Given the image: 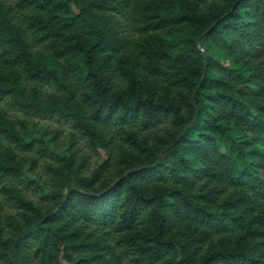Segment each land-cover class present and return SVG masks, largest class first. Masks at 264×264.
Returning a JSON list of instances; mask_svg holds the SVG:
<instances>
[{"label":"trees","instance_id":"1","mask_svg":"<svg viewBox=\"0 0 264 264\" xmlns=\"http://www.w3.org/2000/svg\"><path fill=\"white\" fill-rule=\"evenodd\" d=\"M6 100L0 264H264V0H0ZM38 118L71 128L45 207Z\"/></svg>","mask_w":264,"mask_h":264},{"label":"rangeland","instance_id":"2","mask_svg":"<svg viewBox=\"0 0 264 264\" xmlns=\"http://www.w3.org/2000/svg\"><path fill=\"white\" fill-rule=\"evenodd\" d=\"M2 107H5L8 111H10L11 115H18L23 117L24 114L22 112L17 111L16 109H12L13 107L8 105L7 100L0 102ZM35 127H31L30 129V138L29 142H35V148L21 150L17 149L21 156L34 153L36 158L38 159V163L34 168V172L30 171L27 173L26 177L28 183L32 184V182L37 183V185L30 186L26 190L24 189L25 195L33 200L35 203H38L40 206H48V202L50 199V185L53 181V175L46 168L45 162L55 161L58 157H62L66 154V147H59L60 144L66 142L68 132H70L71 128L68 124H63L56 120L50 119H34ZM45 128L47 131H59V138L55 137L51 134L45 133ZM32 140V141H30ZM81 146L85 145V142H81ZM20 188H24V183H19ZM0 202L2 203L3 212L10 214H18L19 210L16 205L9 201L6 195L3 193L0 187Z\"/></svg>","mask_w":264,"mask_h":264},{"label":"water","instance_id":"3","mask_svg":"<svg viewBox=\"0 0 264 264\" xmlns=\"http://www.w3.org/2000/svg\"><path fill=\"white\" fill-rule=\"evenodd\" d=\"M203 53H204V51H203ZM196 94H197V91L195 92L194 97H193V102H194V103H195ZM188 127H189V126H188ZM188 127L185 128V130L182 132V134H180V136H179V137H178V138H177V139H176V140H175L170 146H167L162 152H160L159 159H158V161L154 164V166H157V165L161 162V160H162V155H163L164 152H167L171 147H173L174 145H176V143L179 141V139L182 137V135L186 132V130L188 129ZM133 171H135V170L129 171V172H128L127 174H125L121 179L127 177V176H128L129 174H131ZM118 181H119V179H118L116 182H114L113 186L116 185V183H117ZM67 198H68V197H66V199H67ZM52 213H53V212H50L46 217H44L42 220H40V221L37 222L36 224L30 226L28 229H25L24 232H22V233L18 236L17 240H15V242L13 243V246H12V249H13V251H14L15 254H17V253H16V245H17V243H18V240L23 236V233H25V232H27V231H29V230H33V229L37 228L38 226H40V225L45 221V219L48 218Z\"/></svg>","mask_w":264,"mask_h":264}]
</instances>
